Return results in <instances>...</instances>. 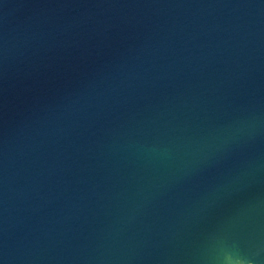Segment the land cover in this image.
Here are the masks:
<instances>
[{"label":"water","instance_id":"water-1","mask_svg":"<svg viewBox=\"0 0 264 264\" xmlns=\"http://www.w3.org/2000/svg\"><path fill=\"white\" fill-rule=\"evenodd\" d=\"M0 264H264V0H0Z\"/></svg>","mask_w":264,"mask_h":264}]
</instances>
